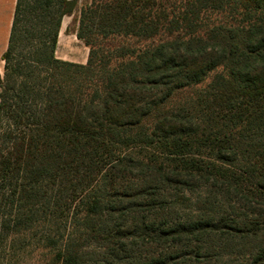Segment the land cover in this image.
I'll list each match as a JSON object with an SVG mask.
<instances>
[{"label":"trees","instance_id":"trees-1","mask_svg":"<svg viewBox=\"0 0 264 264\" xmlns=\"http://www.w3.org/2000/svg\"><path fill=\"white\" fill-rule=\"evenodd\" d=\"M75 6L15 3L0 244L30 240L61 264H264V0H89L85 64L55 56Z\"/></svg>","mask_w":264,"mask_h":264},{"label":"rangeland","instance_id":"rangeland-1","mask_svg":"<svg viewBox=\"0 0 264 264\" xmlns=\"http://www.w3.org/2000/svg\"><path fill=\"white\" fill-rule=\"evenodd\" d=\"M89 3V0H76V6L70 15H66L62 18L61 26L59 29V35L57 40V46L55 50V56L59 60L80 64L87 59L88 47L76 37L78 28L79 10L82 6ZM227 13H212L205 17L208 23H221L228 21L226 19ZM105 44L110 46L124 45L126 47L136 46L139 44H145L143 42L135 43L134 40L121 37L108 38ZM141 45V46H142ZM138 47V46H136ZM3 73V68H0V75ZM213 74H210L207 79L201 85L183 89L175 92L167 103L156 110L152 116L167 112L174 107H179L185 100L194 99L196 93L203 91V88L210 82ZM152 121V119H151ZM28 245L23 246L19 252V242L14 243L12 239L7 240L0 247V264H61L52 260V253L49 250L34 246V242L27 241ZM15 248L14 254L10 250Z\"/></svg>","mask_w":264,"mask_h":264},{"label":"crops","instance_id":"crops-1","mask_svg":"<svg viewBox=\"0 0 264 264\" xmlns=\"http://www.w3.org/2000/svg\"><path fill=\"white\" fill-rule=\"evenodd\" d=\"M15 3L16 0H0V68H3L2 55L7 48Z\"/></svg>","mask_w":264,"mask_h":264}]
</instances>
